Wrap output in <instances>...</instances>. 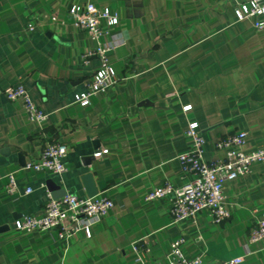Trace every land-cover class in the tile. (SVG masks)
Here are the masks:
<instances>
[{
  "label": "crops",
  "instance_id": "crops-1",
  "mask_svg": "<svg viewBox=\"0 0 264 264\" xmlns=\"http://www.w3.org/2000/svg\"><path fill=\"white\" fill-rule=\"evenodd\" d=\"M246 1L0 0V264H164L179 238L187 259L264 264L261 244H248L264 214V162L223 184L229 218L218 225L206 212L173 223L166 201L144 200L165 183H185L177 156L189 147L190 122L201 130L207 161L221 159L215 143L238 132L246 133L242 152L264 147V29L235 17ZM87 3L118 19L111 29L118 45L106 55L117 82L81 106L74 96L99 66L82 56L96 42L67 12ZM18 85L46 114L42 124L28 121L21 100L6 99ZM50 142L66 148L62 175L30 167ZM100 150L107 153L94 157ZM86 174L95 196L113 204L89 237L14 229L22 216L43 215L48 181L87 197Z\"/></svg>",
  "mask_w": 264,
  "mask_h": 264
},
{
  "label": "built area",
  "instance_id": "built-area-1",
  "mask_svg": "<svg viewBox=\"0 0 264 264\" xmlns=\"http://www.w3.org/2000/svg\"><path fill=\"white\" fill-rule=\"evenodd\" d=\"M234 14L239 21L253 20L252 27L255 30L264 29V0H249L240 3L234 9ZM67 15L71 18L74 29L88 32L96 42V46L82 56V61L86 64L91 58H96L99 66L85 84V91L74 96L75 102L86 106L90 96L105 93L117 82L106 55L118 45L112 40L111 34V29L118 24V19L108 9H98L90 3L71 7ZM51 20L56 19L51 17ZM103 37H109L111 40L101 43L100 38ZM4 95L9 101L21 100L30 123L40 125L46 120V114L36 107L22 85L6 89ZM188 109L186 107L183 111ZM184 136L189 140V147L177 156V161L185 183L180 187L165 183L160 188L147 193L144 200L148 202L166 201L173 223L194 219L199 213L206 212L212 224H221L229 218V212L225 207L223 184L248 174L253 163L264 162V147L250 153L242 152L246 133L238 132L225 136L215 143V149L223 153L221 159L207 161L204 158V139L197 123H188ZM106 153V150H100L94 153V157ZM65 154L66 148L63 145L54 142L47 143L39 159L30 167L35 171L62 175L66 171L63 164ZM16 187V181L10 175L8 191L13 192ZM24 192L28 194L32 190L26 188ZM112 208V202L105 197H77L71 193H65L60 198L53 199L50 193L46 192L43 215L39 217L22 216L14 221V229L26 233L56 230L60 239L82 231L86 237H89L90 228L103 219ZM64 223L72 226L69 234L61 231ZM183 243V238L170 243L168 260L164 264H206L200 257L185 258L181 252ZM253 243H260L264 249V214L259 216L249 233L248 244ZM240 262L241 259L236 258L221 264Z\"/></svg>",
  "mask_w": 264,
  "mask_h": 264
},
{
  "label": "water",
  "instance_id": "water-1",
  "mask_svg": "<svg viewBox=\"0 0 264 264\" xmlns=\"http://www.w3.org/2000/svg\"><path fill=\"white\" fill-rule=\"evenodd\" d=\"M82 182L85 186V192L87 197H93L97 194L96 190L93 187L92 178L89 174H86L82 177ZM47 190L50 192V195L53 199H58L65 194L64 190H60L58 186H56L51 181L47 182Z\"/></svg>",
  "mask_w": 264,
  "mask_h": 264
}]
</instances>
